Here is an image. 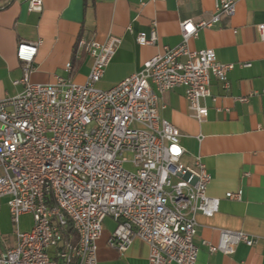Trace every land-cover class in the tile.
<instances>
[{
	"label": "built area",
	"instance_id": "built-area-1",
	"mask_svg": "<svg viewBox=\"0 0 264 264\" xmlns=\"http://www.w3.org/2000/svg\"><path fill=\"white\" fill-rule=\"evenodd\" d=\"M26 1L29 11L42 9V0ZM234 13V0H215L208 20H182L179 44L164 46L139 71L108 89L95 84L117 37L79 40L92 57L82 83L60 75L53 82H31L40 41L18 43L23 75L12 83L22 89L0 98V197L6 198L11 222L30 214L33 225L17 232V243L0 255V264H97L96 242L105 217L115 221L110 247L124 251L139 238L149 246L148 264L196 263L193 212L213 215L219 198L206 193L211 175L200 155L183 160L181 133L161 117L159 95L181 87L189 114L204 120L203 100L216 101L211 78L227 88L233 64L217 60L212 48L191 50L188 42L199 27ZM256 29L264 41V23ZM136 41L155 43V29L138 33ZM261 94L264 98V89ZM241 194L238 189L225 196L240 199ZM254 241L242 231L221 229L216 244H202L210 252L231 254L238 242L252 246Z\"/></svg>",
	"mask_w": 264,
	"mask_h": 264
},
{
	"label": "crops",
	"instance_id": "crops-1",
	"mask_svg": "<svg viewBox=\"0 0 264 264\" xmlns=\"http://www.w3.org/2000/svg\"><path fill=\"white\" fill-rule=\"evenodd\" d=\"M235 13L223 16L211 27H199L188 42L191 50L212 48L217 60L232 63L228 87L211 78V97L203 100L207 116L202 121L189 114L181 87L160 94L162 118L181 133L183 160L200 155L211 179L209 196L219 198L211 216L194 211L198 246L195 264H264V41L256 25L264 23V0H234ZM215 13V0H42L40 11H29L26 0H0V98L22 89L12 81L23 75L16 57L20 41H40L29 80L53 82L56 75L82 83L92 57L79 47L81 38L103 42L109 35L119 39L103 75L95 84L108 89L139 71L144 62L181 41L180 22L208 20ZM154 28L157 41L141 45L138 33L149 35ZM70 64L67 69L66 64ZM242 63H249L247 66ZM246 96V101L237 98ZM241 189L240 199L225 196ZM189 214V213H188ZM30 214L10 221L6 198L0 197V255L17 243V232L32 227ZM115 227L110 217L103 220L97 239V264H148V244L134 238L124 251L108 245ZM242 231L254 238L249 246L238 242L231 254L210 252L203 240L216 244L219 231Z\"/></svg>",
	"mask_w": 264,
	"mask_h": 264
},
{
	"label": "water",
	"instance_id": "water-1",
	"mask_svg": "<svg viewBox=\"0 0 264 264\" xmlns=\"http://www.w3.org/2000/svg\"><path fill=\"white\" fill-rule=\"evenodd\" d=\"M6 250L4 248H2V253H4Z\"/></svg>",
	"mask_w": 264,
	"mask_h": 264
}]
</instances>
